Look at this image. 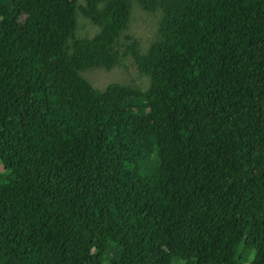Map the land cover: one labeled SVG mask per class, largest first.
<instances>
[{"label":"trees","instance_id":"16d2710c","mask_svg":"<svg viewBox=\"0 0 264 264\" xmlns=\"http://www.w3.org/2000/svg\"><path fill=\"white\" fill-rule=\"evenodd\" d=\"M0 166V264H264V0H0Z\"/></svg>","mask_w":264,"mask_h":264},{"label":"rangeland","instance_id":"374dc122","mask_svg":"<svg viewBox=\"0 0 264 264\" xmlns=\"http://www.w3.org/2000/svg\"><path fill=\"white\" fill-rule=\"evenodd\" d=\"M150 15L151 14H148L147 12H144L140 15L134 13L132 16H130V19H128L129 23L126 30L129 39L127 43L130 44L132 39L136 40L138 43L137 48L139 53L146 51L144 50V48L145 46L149 45V42L151 40L148 37V33L151 27L155 25L157 18L155 20H152L151 18H149ZM79 20H80L78 23L79 35L81 36L85 34L92 35L96 31L97 28L89 24L88 19L84 18L83 16H80ZM149 34L152 35L151 33ZM151 43L152 42H150V44ZM118 45L120 46V52L124 53L126 51V46L122 43V41L119 40H118ZM125 65H126V69L115 68L109 74L102 69H95L94 71L86 72V74L92 80L94 85L99 87L101 86L105 87L108 83L111 82L124 83L129 81L130 79H133L135 84L141 86L144 90L147 89V86L149 85V84L147 85L148 78L138 72L136 65L134 63V59L132 58V55H128L127 57H125ZM60 124H62V122H60Z\"/></svg>","mask_w":264,"mask_h":264},{"label":"clouds","instance_id":"9594fccd","mask_svg":"<svg viewBox=\"0 0 264 264\" xmlns=\"http://www.w3.org/2000/svg\"><path fill=\"white\" fill-rule=\"evenodd\" d=\"M89 24H91L90 22H89ZM92 25V24H91ZM96 28V27H95ZM127 55H132V54H127ZM88 71H83V72H81L80 73V75L86 80V81H88L89 83H90V85L92 86V87H95V88H97L99 91H102V90H104L105 89V87H103V86H101V87H99V86H96V85H94V83L92 82V80L88 77V75L86 74V72H90V71H94L95 69H93V68H91V69H87ZM80 75H78L79 77H80ZM81 78V77H80ZM82 79V78H81ZM83 80V79H82ZM84 81V80H83ZM85 82V81H84ZM88 86H89V84L87 83V82H85ZM90 87V86H89ZM139 102L138 103H136V106H135V109L139 106Z\"/></svg>","mask_w":264,"mask_h":264}]
</instances>
